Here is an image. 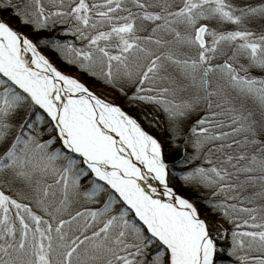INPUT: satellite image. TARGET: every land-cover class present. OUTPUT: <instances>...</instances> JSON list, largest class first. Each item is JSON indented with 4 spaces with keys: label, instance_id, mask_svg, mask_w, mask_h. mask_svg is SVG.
<instances>
[{
    "label": "snow or ice",
    "instance_id": "6c2138e0",
    "mask_svg": "<svg viewBox=\"0 0 264 264\" xmlns=\"http://www.w3.org/2000/svg\"><path fill=\"white\" fill-rule=\"evenodd\" d=\"M0 264H264V0H0Z\"/></svg>",
    "mask_w": 264,
    "mask_h": 264
}]
</instances>
